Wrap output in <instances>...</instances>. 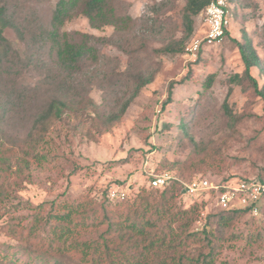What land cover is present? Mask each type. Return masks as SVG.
I'll use <instances>...</instances> for the list:
<instances>
[{"label":"rangeland","instance_id":"374dc122","mask_svg":"<svg viewBox=\"0 0 264 264\" xmlns=\"http://www.w3.org/2000/svg\"><path fill=\"white\" fill-rule=\"evenodd\" d=\"M57 1L32 0L29 5L33 4V12H38L48 23ZM127 3L134 19L129 35H116L112 25L94 28L80 12H75L63 26L68 32H86L110 37L112 41L102 47L104 63L90 64L94 84L85 86L86 96L84 89L73 100L81 103L75 106L77 114L69 120L75 123L78 115L84 113L87 118L84 129L74 131L69 124H60V136L52 133L55 144L52 140L40 150L44 155L31 163L25 185L16 191L10 203H1L0 264H80L83 257L75 248L71 247L67 257L48 258L47 244L38 242L54 230L53 221L48 219L49 213L57 210L54 205L60 206L61 202L77 205L95 198L99 202L97 212L102 214L103 208L114 210L117 204L116 201L104 204L106 194L121 189L127 193L128 202H122L124 207L143 189H151L149 181L153 174L174 170L173 162L196 157L191 138L204 144L206 152L220 161L218 167L201 166L193 171L194 175L216 179L264 174V100L249 96L240 86L229 83L232 74L245 68L234 42L228 38L225 43L205 46L197 57L187 54L189 43L183 53H167L164 47L185 38L183 15L187 0H127ZM230 14V36L243 40V33L247 32L260 57V66L253 67L251 72L263 84L264 0H235ZM199 18V15L195 17V35H201ZM6 35L21 52L26 49L13 29H7ZM35 52L34 56H40L43 51L38 48ZM139 72L150 82L134 95L139 82L134 76ZM211 73L215 74L213 85L205 89L203 82ZM46 78V71L40 65L26 68L18 80L19 89L28 91ZM172 81L176 82L172 100L165 104ZM230 88V110L246 117L236 130L230 128L223 107ZM82 99H90L96 106H88ZM129 100L130 104L123 110ZM12 102L14 109L0 120L3 143H9L12 136L23 139L32 126L34 112L28 104L23 108L17 99L12 98ZM99 112H103L102 121L117 118L104 134L96 126L102 115ZM88 131L96 134L98 140H92ZM125 158L128 162H119ZM175 192L180 206L191 203L193 197L182 194L180 188ZM110 198L113 199L111 195ZM262 202L264 208V199ZM204 203L193 230H202L208 214L216 211L213 201ZM19 223L26 233L36 224L33 239L22 241L15 232L9 233L13 226L19 229ZM258 229L264 231V221L248 215L241 218L233 230L239 236L223 243L216 264H264V239L253 242L249 237ZM95 236L90 229H78L73 242Z\"/></svg>","mask_w":264,"mask_h":264},{"label":"trees","instance_id":"16d2710c","mask_svg":"<svg viewBox=\"0 0 264 264\" xmlns=\"http://www.w3.org/2000/svg\"><path fill=\"white\" fill-rule=\"evenodd\" d=\"M29 1L32 0H0V120L6 112L14 109L12 98L17 99L18 105L23 108L27 103L29 109L34 112L32 126L23 139L12 136L9 143H3L0 132V205L10 203L9 201L16 197V191L25 185L31 163L38 162L44 155L40 150L52 140L55 144L52 133L56 132L60 136V124L67 123L74 131L84 129L86 124L84 113L78 115L75 123L69 120L72 115L77 114L75 106L81 103L73 100L80 96L87 86L94 84L90 64L104 63L106 56L102 47L111 43L112 39L86 32H68L63 29L66 21L75 12H80L88 18L92 27L112 25L116 29V35L123 36L131 34L134 24V19L127 10V0H58L48 23L43 21L38 12H33V4L29 5ZM210 1L187 0L183 15L185 38L164 47L165 52L179 54L185 51L187 44L196 34L195 17ZM234 1L231 0V4ZM7 29H13L18 39L25 44L26 49L23 52L17 49L6 35ZM230 35L228 31L222 43L228 38L234 42L241 53L245 68L232 74L228 79L229 83L240 86L249 96L264 100V83L260 84L251 72L253 67L260 66V57L251 38L247 32L243 33V40ZM186 38H190L188 42L185 41ZM38 48L43 52L40 56H34ZM34 65L45 69L46 80L28 88V91L19 89L18 80L22 71ZM134 77L139 81L134 94L138 95L150 79H144L141 72L136 73ZM214 79L215 74H209L203 82L204 88L210 89ZM175 83H170L165 104L172 100ZM231 90L232 88L223 107L229 118L230 128L236 130V126L246 117L243 113L230 110L228 97ZM87 91L84 92L85 96ZM82 102H87L88 106H96L90 99H82ZM130 102L131 100L126 102L123 110ZM92 109L96 110L93 107ZM99 113L102 115L99 116L96 126L97 130L104 134L110 130L111 123L117 118L113 116L102 121L103 112ZM87 133L92 140H98L96 134L90 131ZM191 142L196 150V157L173 162L174 168H182L168 169L176 175L173 183L164 188L149 184L151 189H143L132 203H127L124 207L122 202L128 200H113L110 198V191L106 194L104 204L116 201V208L111 210L105 207L102 214L97 212L99 202L95 198L77 205L70 202H61L60 206L54 205L57 210L48 215L49 221L54 223V230L51 235L38 241L47 244L45 254L48 258L67 257L72 247L83 257L80 264H216L223 243L239 236L233 232L237 223L245 215H251L241 208L221 209L215 206L216 211L208 214L204 228L200 231L192 229L199 220L201 209L208 197L203 195L199 199L193 198L188 206L183 207L176 201L178 196L175 189L181 188L196 175L206 176L192 174L201 166L218 167L220 161L206 152L204 144H199L193 138ZM119 162H128V158ZM187 173L190 176L186 175ZM257 176L264 181V174ZM247 177L227 175L210 179L223 183ZM256 219L264 221L261 217ZM18 226L19 229H15L16 226L9 229V233L15 232L22 241L33 239L36 224L32 225L34 227L27 233L21 223ZM76 228L90 229L96 236L82 242H73ZM263 233L264 231L258 229L255 233H250L249 237L253 242H260V239H264Z\"/></svg>","mask_w":264,"mask_h":264},{"label":"built area","instance_id":"2783aa9c","mask_svg":"<svg viewBox=\"0 0 264 264\" xmlns=\"http://www.w3.org/2000/svg\"><path fill=\"white\" fill-rule=\"evenodd\" d=\"M231 0H211L199 13L201 35L193 37L187 46V54L197 57L205 46L221 44L231 27ZM176 175L168 170L153 174L149 184L153 187L164 188L173 183ZM181 193L193 198L206 195L207 201L221 209L241 208L249 215L264 218V181L257 175L246 179H232L225 182H215L207 176L196 175L190 182H185L180 188ZM113 199H125L124 190H112Z\"/></svg>","mask_w":264,"mask_h":264}]
</instances>
